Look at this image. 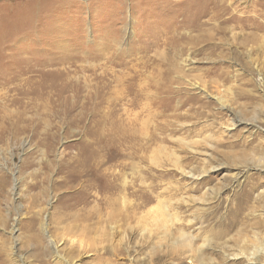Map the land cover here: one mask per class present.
Returning a JSON list of instances; mask_svg holds the SVG:
<instances>
[{
	"label": "rangeland",
	"instance_id": "374dc122",
	"mask_svg": "<svg viewBox=\"0 0 264 264\" xmlns=\"http://www.w3.org/2000/svg\"><path fill=\"white\" fill-rule=\"evenodd\" d=\"M193 1L0 0V264H264V0Z\"/></svg>",
	"mask_w": 264,
	"mask_h": 264
},
{
	"label": "bare ground",
	"instance_id": "6f19581e",
	"mask_svg": "<svg viewBox=\"0 0 264 264\" xmlns=\"http://www.w3.org/2000/svg\"><path fill=\"white\" fill-rule=\"evenodd\" d=\"M206 1V0H194L192 4H187L184 8V11H183V23H187L188 24V17L194 19V21L196 22H193V24H196L198 26V24H200L201 20L205 17H208L210 15V12L212 14H214L213 18L215 19H218L219 20V13L221 12H224V11H227L229 8H226L225 6H223L224 10L221 8V0H209L210 4H209V7H204L205 9L208 8L207 11L204 10V8H202L201 6L203 5V2ZM179 4V3H178ZM204 6V5H203ZM231 6V5H230ZM210 18V17H209ZM215 21V20H214ZM192 23V22H190ZM203 24V23H202ZM194 26V25H193ZM198 28V27H197ZM3 58V57H2ZM0 57V60L2 59ZM17 58V57H16ZM29 59V58H28ZM28 59H24V58H18V60L16 59L17 62H21V64H24L25 62H28L29 60ZM19 66V65H18ZM30 72V71H29ZM16 77V76H15ZM119 79V78H118ZM30 80V79H29ZM26 82V81H25ZM99 84V83H98ZM97 84V85H98ZM95 86V85H94ZM110 86V85H108ZM97 89V88H96ZM137 94V93H136ZM111 89L110 87H106V86H101L100 84L98 85V89L95 91V110H94V114L97 113V106H105V105H108V108H111L112 105L114 103H111ZM138 96V95H137ZM136 97V96H135ZM138 99V98H137ZM121 102V101H120ZM222 104V102H221ZM154 105V104H153ZM224 105V104H223ZM225 107V106H224ZM151 108V106H150ZM36 109H42L43 110V106H36ZM3 112V111H2ZM27 113V112H26ZM22 115H24L23 113H21ZM21 114H17L18 116L17 117V120L20 121V118H23ZM5 117H8L10 116L8 113L5 112L4 114ZM111 116L113 117H117L118 115L116 113H113L111 114ZM131 129V128H130ZM120 133H125V132H129L127 128H121L118 130ZM6 133V132H5ZM98 171L97 170H90L89 172L86 173V175H90V174H94L95 176H98ZM100 177V178H99ZM194 177V175H193ZM114 178V177H113ZM96 179V178H95ZM98 181L100 183V185H102L104 182H108V176L107 175H99L98 176ZM149 200L147 199L146 202H148ZM105 202V201H104ZM241 202V201H240ZM107 203H109V205H107L105 203V206L106 207H111V206H117L118 205V200H113V201H107ZM221 203V202H220ZM162 204V202L160 203ZM159 204V205H160ZM141 205V204H140ZM217 209H220V208H217ZM212 214V213H211ZM210 214V215H211ZM213 217V216H212ZM88 219H92L93 217L90 216V214L87 216ZM206 220L208 221V219L206 218ZM205 220V221H206ZM218 221V220H217ZM225 221V220H224ZM223 221V222H224ZM198 222V221H197ZM220 222V221H219ZM222 222V221H221ZM226 222V221H225ZM173 223V221H172ZM191 223V222H190ZM212 224V223H211ZM216 224V223H215ZM173 225V224H172ZM217 225V224H216ZM221 225V224H220ZM219 225V226H220ZM182 226V225H181ZM196 226V225H195ZM208 226V224H207ZM202 227V225H201ZM209 227V226H208ZM213 228V227H212ZM177 229V228H176ZM189 229V228H188ZM216 229V228H215ZM225 229V228H223ZM184 230V229H183ZM190 230V229H189ZM211 230V229H210ZM185 231V230H184ZM199 231H200V228H199ZM192 232V231H191ZM201 232V231H200ZM199 233V232H198ZM181 234H182V242L186 244V246H188V248H190V251L193 253H196L195 250H193V246H195L196 244V239H200V237L196 238L193 237L192 235H187L186 233L182 232L181 231ZM205 241V240H204ZM174 242V241H173ZM181 242V240H180ZM183 244V246L185 245ZM205 244V243H204ZM200 246V245H199ZM206 246V244L204 245ZM185 247V246H184ZM202 249V248H201ZM199 250V249H198ZM200 251V250H199ZM197 251V252H199ZM193 258V257H192Z\"/></svg>",
	"mask_w": 264,
	"mask_h": 264
}]
</instances>
